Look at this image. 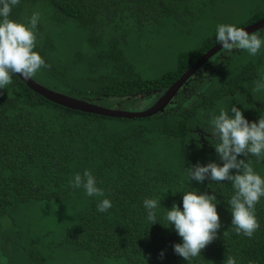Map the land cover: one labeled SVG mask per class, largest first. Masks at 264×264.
Returning a JSON list of instances; mask_svg holds the SVG:
<instances>
[{
    "label": "trees",
    "instance_id": "16d2710c",
    "mask_svg": "<svg viewBox=\"0 0 264 264\" xmlns=\"http://www.w3.org/2000/svg\"><path fill=\"white\" fill-rule=\"evenodd\" d=\"M225 7L227 0H20L10 18L27 24L34 12L40 14L34 50L48 67L37 72L35 82L104 107L137 106L128 110L137 111L150 106L217 43L218 24L243 27L264 17V0H236L231 11ZM163 17L197 32L188 38L191 49L176 54L172 70L143 78L134 61L153 64L141 56L144 48L137 52L136 30L152 31ZM67 29L85 35L88 48L95 46L72 69L64 57ZM251 33L264 39V25ZM256 85L262 86L259 91ZM233 104L249 122L264 115V46L256 56L218 49L160 111L147 117L68 109L13 75L12 83L0 89V264L51 263L53 246L60 243L91 261L189 264L173 250L182 238L162 223L167 208L176 204L182 209L183 192L195 190L216 195L221 228L191 264H223L228 255L237 264H264V197L255 206L260 228L249 238L231 225L230 182L187 177L191 165H222L205 129L213 114ZM249 159L264 177V159ZM86 169L104 196L89 197L70 185L74 174ZM104 198L112 207L99 212L97 203ZM146 198L161 200V223L151 225L147 219ZM36 203L64 217L56 244L25 213Z\"/></svg>",
    "mask_w": 264,
    "mask_h": 264
},
{
    "label": "clouds",
    "instance_id": "9594fccd",
    "mask_svg": "<svg viewBox=\"0 0 264 264\" xmlns=\"http://www.w3.org/2000/svg\"><path fill=\"white\" fill-rule=\"evenodd\" d=\"M19 3L20 0H0V89L12 83L13 75L29 80L42 67H48L44 58L34 50L40 14L34 12L27 24L10 18L13 6ZM215 38L222 45L221 48L229 53L245 50L256 56L264 46V39L258 34H250L245 28L234 24H218ZM261 87L256 85L254 91H259ZM205 131L211 134L209 142L223 163L210 161L204 165H191L186 168L187 177L200 183L206 178L211 182H230L233 194L227 204L232 216L231 225L237 234L251 238L260 228L255 206L264 197V177L254 170L249 157L264 159V115L258 121L249 122L241 109L233 104L230 110L221 109L219 114H213ZM69 183L73 188L83 189L89 197L104 196V190L97 187L96 177L90 170L75 173ZM160 201L152 198L143 201L151 225L161 223L157 217ZM214 201H217L214 193L187 191L183 192L182 209L173 204L165 213V223L162 224L165 227L173 226L182 238V243L174 244V253L189 264L201 256L202 249L217 238L221 228L217 203ZM111 207L112 202L108 198L97 203L99 212H107ZM160 255L163 257V252ZM223 264L237 262L235 257L228 255Z\"/></svg>",
    "mask_w": 264,
    "mask_h": 264
},
{
    "label": "rangeland",
    "instance_id": "374dc122",
    "mask_svg": "<svg viewBox=\"0 0 264 264\" xmlns=\"http://www.w3.org/2000/svg\"><path fill=\"white\" fill-rule=\"evenodd\" d=\"M235 2L236 0H227V7L225 8L231 11V9L235 7ZM208 23H210V21H208ZM158 24L159 27L152 31L136 30L137 52H139L141 48H144L141 56L150 60L153 64L147 65V63H145L140 65L139 62L134 61L137 65L136 69L143 78H152L172 70L175 66L176 54L191 49L188 38L190 35H195L197 32V29L184 30L182 25H179L175 20L168 17L161 18ZM83 36L85 35L77 31L74 32L70 29L66 30V38H64L65 41H63V45H66L67 48L65 49L67 52L64 54V57L71 61V69L75 67V64L82 63L79 60L81 55L84 56L86 53H90L91 49L95 48L94 45L88 48L87 41ZM150 42L151 44L149 45ZM70 53L77 56L78 59L72 58ZM59 56L58 58L60 59L62 57V52L60 51ZM136 107L137 106H128L125 110H134ZM25 213L33 224H38L41 227V231L46 233L53 244H56L58 240L61 239V225H63L64 217L57 216L56 218L49 205L36 203L33 208L26 210ZM53 247L54 251L52 256L48 259L52 264H124L118 260L91 261L85 254L77 257L74 253L75 250H70L62 243H60V246L56 244Z\"/></svg>",
    "mask_w": 264,
    "mask_h": 264
},
{
    "label": "water",
    "instance_id": "95a60500",
    "mask_svg": "<svg viewBox=\"0 0 264 264\" xmlns=\"http://www.w3.org/2000/svg\"><path fill=\"white\" fill-rule=\"evenodd\" d=\"M264 25V17L258 19L257 21L243 26L249 33L259 29ZM222 45L220 43L214 44L206 52H204L197 60H195L175 81H173L167 88L162 91L160 96L148 107L137 110L128 111L119 108H109L102 105L96 104L92 101L75 98L62 92L51 90L37 82L33 79L25 80L19 75H15L19 80H21L25 86L32 90L34 93L42 96L43 98L68 109L77 110L80 112H88L93 114H98L102 116L109 117H119V118H138L147 117L160 111L163 106L169 102V100L175 95L178 88L184 82V80L199 66H201L205 60L211 56L215 51L220 49Z\"/></svg>",
    "mask_w": 264,
    "mask_h": 264
},
{
    "label": "flooded vegetation",
    "instance_id": "af4514ba",
    "mask_svg": "<svg viewBox=\"0 0 264 264\" xmlns=\"http://www.w3.org/2000/svg\"><path fill=\"white\" fill-rule=\"evenodd\" d=\"M198 68H199V66H198L196 69H198ZM196 69H195L193 72H195ZM193 72H192V73H193ZM192 73H191V74H192ZM188 77H189V76H188ZM188 77H187V78H188ZM187 78H186V79H187ZM186 79H185V80H186ZM185 80H184V81H185ZM40 231H41V230H40ZM41 232H42V231H41ZM30 264H31V263H30Z\"/></svg>",
    "mask_w": 264,
    "mask_h": 264
}]
</instances>
